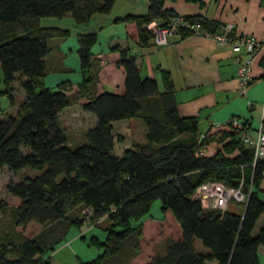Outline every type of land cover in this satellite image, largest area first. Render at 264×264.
Returning <instances> with one entry per match:
<instances>
[{"label": "trees", "instance_id": "obj_1", "mask_svg": "<svg viewBox=\"0 0 264 264\" xmlns=\"http://www.w3.org/2000/svg\"><path fill=\"white\" fill-rule=\"evenodd\" d=\"M114 0H0V72L3 89L14 105L11 85L17 80L24 92L15 114L0 118V170L25 167L39 172L8 187L20 203L11 206L0 201V264H52L55 247L68 225L81 227L89 208V222L105 223L102 241L91 243L103 252L97 259L82 264H131L141 253L142 217L155 200L164 214L170 211L181 230V237H166L162 251L147 264H259L257 248L264 245V227L253 234L255 223L264 214V200L257 187L264 160L253 167L252 153L243 146L237 131H218L221 146L212 155H198L199 147L215 141L208 131H198L195 117H180L174 91L163 72L164 89L152 78H142L134 57L121 51L118 63L125 73L124 90L95 93L94 72L98 59L91 52L96 33L78 38L82 82L77 92L67 94L44 87L46 57L57 47L53 39L69 35L65 28L41 24L43 17L70 15L75 24L85 25L96 13H108ZM162 0H149L144 15H126L121 20L136 24L139 43L152 39L146 25L163 23L168 15ZM215 33L212 23L199 16L186 17ZM180 36L191 35L179 31ZM18 78V79H17ZM39 87V88H38ZM87 99L80 104L81 99ZM80 104L96 118L86 130L85 142L66 145L58 124L59 112ZM137 118L144 126V142H136L121 156L113 152L112 122ZM207 180L229 186L242 184L252 190L240 211H221L204 207L192 198L195 188ZM80 211L81 218L71 213ZM74 214V215H73ZM99 220V221H98ZM30 224L42 229L33 237L18 228ZM200 241L201 249H197Z\"/></svg>", "mask_w": 264, "mask_h": 264}, {"label": "crops", "instance_id": "obj_2", "mask_svg": "<svg viewBox=\"0 0 264 264\" xmlns=\"http://www.w3.org/2000/svg\"><path fill=\"white\" fill-rule=\"evenodd\" d=\"M148 6L149 0H114L108 13L94 14L85 25L75 24L70 15L63 18H41L42 25L57 26L69 31L65 38L52 41L57 49L46 57L47 71L43 77V85L53 90H58L60 85H63L62 88L67 94L78 91L82 82L77 54L78 38L84 33L94 32L96 42L91 52L98 59V66L94 72L95 93L123 92L125 73L118 60L121 51L127 50L134 57L141 77L154 79L160 90L164 89L162 74L167 73L174 91L177 114L180 117H195L198 131L200 133L208 131L215 139L205 146V155L210 156L214 154V151L209 152L210 146L216 150L221 146L216 142L219 137L218 131L232 130L229 127H219L218 123H223L230 117L250 118L253 124L258 122L261 104L264 101V46L251 63L252 82L244 92H241L237 81L240 54L234 52L229 45L219 44L209 37L180 34L170 35L165 45L157 46L152 39L147 45H141L136 24L121 18L126 15H144ZM161 9L184 17L199 16L211 22L215 32H220L222 26L229 23L233 26L235 35H248L258 40L264 35V0H162ZM2 89L0 72V91ZM12 95L14 99L15 95ZM23 98L24 92L21 88L19 102L14 99L16 105L9 103L8 108H13L14 114ZM86 100L81 99L80 104ZM80 104L63 108L57 118L58 124L61 117L69 120L68 116L72 113L87 119L82 135L79 141L73 142L74 145L84 143L86 130L96 124L95 116L83 111ZM66 124V128L60 127L63 130L68 129ZM139 131L141 134H138ZM144 131L145 128L140 121H132L130 118L112 122L114 154L121 156L134 143L144 142ZM75 138V134L69 136L71 140ZM66 145H70L68 137ZM257 192L260 199L264 200V169ZM203 206L209 207L205 204ZM168 212L170 211L165 213ZM256 227V233L264 227V214L257 219L254 229ZM81 230L83 231V225ZM178 233L174 239L181 237L180 227ZM196 247L201 249L200 241H196ZM257 254L259 264H264V245L257 248ZM140 255L131 264H147L150 255L144 259Z\"/></svg>", "mask_w": 264, "mask_h": 264}, {"label": "rangeland", "instance_id": "obj_3", "mask_svg": "<svg viewBox=\"0 0 264 264\" xmlns=\"http://www.w3.org/2000/svg\"><path fill=\"white\" fill-rule=\"evenodd\" d=\"M18 79V78H17ZM13 94L15 95V101L19 102L21 95V87L19 82L16 80L13 84ZM39 88V87H38ZM14 102V105L17 104ZM9 100L6 96H0V117L3 119L14 115L13 108L9 109ZM69 120H64L63 117L59 120L60 126L65 127V123H69L68 129H64L66 137H68V142H70L69 147H75L73 142L79 141L80 135H82V130L87 124V119H82L78 114H70L68 116ZM132 121H138L135 118H130ZM66 130V131H65ZM75 134L76 138L71 140L69 136ZM141 134V131L138 132ZM78 137V138H77ZM72 142V143H71ZM85 142V138H84ZM212 147V148H211ZM210 153H215L216 148L213 146L209 147ZM208 152V153H209ZM207 154V152H206ZM39 171L29 167H25L19 171H11L8 167L4 166L0 170V201L4 202L7 205V212L11 206H17L20 203L18 197L12 195L8 187L16 185L23 180L26 176H32L37 174ZM205 205H208V202H204ZM243 204V203H242ZM161 203L159 200H155L152 203L150 211L142 217V223L144 228L143 234V244L141 243V257L144 259L148 255L151 258L156 252L162 251V244L166 237L176 238L178 236L179 226L170 212L162 214ZM228 209L230 211H240V203L234 201L229 202ZM1 212L5 220L8 218V214ZM75 215L81 218L80 211H72ZM73 214V215H74ZM99 221V220H98ZM83 231L81 227H76L73 224L67 226L64 237L55 247L53 252H50L48 255L51 256V261L53 264H82L88 261H92L98 258V256L103 252V249L91 243V238L95 237L99 241H102L105 235L103 227L105 223L100 221L98 225H95L89 222L88 219L84 218L83 222ZM88 228V229H85ZM41 227L36 224H30L24 228H18L22 231L24 235L28 237L35 236L38 232L41 231ZM92 229V230H91ZM257 227L253 230V234H256ZM76 235V237H73ZM68 242V243H67ZM138 255V256H139ZM132 263V262H131Z\"/></svg>", "mask_w": 264, "mask_h": 264}, {"label": "built area", "instance_id": "obj_4", "mask_svg": "<svg viewBox=\"0 0 264 264\" xmlns=\"http://www.w3.org/2000/svg\"><path fill=\"white\" fill-rule=\"evenodd\" d=\"M146 27L151 31L152 41L157 46L167 44L168 37L179 34L180 30L187 31L191 35L209 37L219 44L229 45L234 52L240 54L237 81L241 92H244L251 84V63L257 52L264 46V35L260 40L248 35H235L234 28L229 23L223 25L220 32L212 33L203 28L198 21L189 20L179 14L168 15L163 23L152 20ZM217 126L229 127L237 131L241 144L249 148L252 153L251 165L253 167L257 161L264 160V101L261 104V113L256 124H253L250 118L230 117L223 123H218ZM203 137L204 133H201L198 139L201 140ZM197 154L204 155L205 147H199ZM243 186L245 185L242 184V180L237 186H229L218 180H207L195 188L192 198L201 201L202 204L208 202L209 207L225 211L231 201L240 204L247 201L252 185L247 187L246 192H242ZM90 212L89 208L82 211L86 219Z\"/></svg>", "mask_w": 264, "mask_h": 264}, {"label": "water", "instance_id": "obj_5", "mask_svg": "<svg viewBox=\"0 0 264 264\" xmlns=\"http://www.w3.org/2000/svg\"><path fill=\"white\" fill-rule=\"evenodd\" d=\"M247 191V187L246 186H243L242 187V192H246Z\"/></svg>", "mask_w": 264, "mask_h": 264}]
</instances>
